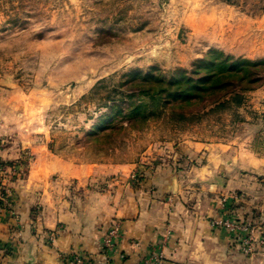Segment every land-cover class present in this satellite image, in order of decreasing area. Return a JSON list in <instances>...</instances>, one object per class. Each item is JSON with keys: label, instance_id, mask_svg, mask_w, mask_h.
<instances>
[{"label": "rangeland", "instance_id": "1", "mask_svg": "<svg viewBox=\"0 0 264 264\" xmlns=\"http://www.w3.org/2000/svg\"><path fill=\"white\" fill-rule=\"evenodd\" d=\"M191 141L264 202V0H0L2 190L43 151L144 171Z\"/></svg>", "mask_w": 264, "mask_h": 264}, {"label": "crops", "instance_id": "2", "mask_svg": "<svg viewBox=\"0 0 264 264\" xmlns=\"http://www.w3.org/2000/svg\"><path fill=\"white\" fill-rule=\"evenodd\" d=\"M186 146L179 165L162 161L144 171L37 153L0 202V264H71L74 255L91 264H141L158 249L164 264H264V245L246 253L212 225L224 207L234 209L264 238V202L246 173L252 161L222 144ZM116 223L117 244L107 251L104 239Z\"/></svg>", "mask_w": 264, "mask_h": 264}, {"label": "built area", "instance_id": "3", "mask_svg": "<svg viewBox=\"0 0 264 264\" xmlns=\"http://www.w3.org/2000/svg\"><path fill=\"white\" fill-rule=\"evenodd\" d=\"M8 190H2L0 187V202L6 201ZM237 199V197H235ZM223 215L220 214L213 218L212 225L215 228H223L228 230L236 243L241 245L242 249L246 253H253L256 250L258 244L264 245V238H256L252 233V223L245 217L241 216L237 211L223 209ZM119 224L116 223L107 233L104 239V248L107 251H112L115 246V238L119 235ZM246 232L247 234H243ZM156 255L152 258H148L142 261L141 264H164V254L159 249ZM71 264H91L86 261L81 255H74L71 260Z\"/></svg>", "mask_w": 264, "mask_h": 264}, {"label": "trees", "instance_id": "4", "mask_svg": "<svg viewBox=\"0 0 264 264\" xmlns=\"http://www.w3.org/2000/svg\"><path fill=\"white\" fill-rule=\"evenodd\" d=\"M141 179H144V177H142V176H139V177L137 178V180H136V182H135V183H138L139 181H141Z\"/></svg>", "mask_w": 264, "mask_h": 264}]
</instances>
